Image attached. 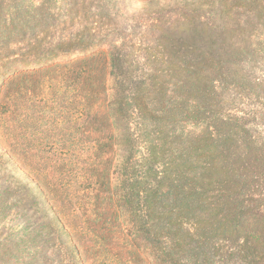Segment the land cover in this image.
Returning a JSON list of instances; mask_svg holds the SVG:
<instances>
[{"label":"trees","instance_id":"obj_1","mask_svg":"<svg viewBox=\"0 0 264 264\" xmlns=\"http://www.w3.org/2000/svg\"><path fill=\"white\" fill-rule=\"evenodd\" d=\"M26 104L54 146L99 118L89 184L115 244L145 264H264V0H0V264H85L60 208L86 225L94 202L73 203L69 149L56 183L30 175L49 159L24 149Z\"/></svg>","mask_w":264,"mask_h":264},{"label":"rangeland","instance_id":"obj_2","mask_svg":"<svg viewBox=\"0 0 264 264\" xmlns=\"http://www.w3.org/2000/svg\"><path fill=\"white\" fill-rule=\"evenodd\" d=\"M29 88L30 92L27 97L30 98V100L37 99L39 104L43 105L44 103V105H46L44 100H38L42 96L38 84H29ZM51 94L52 92L47 97H50ZM58 96L64 97L66 101L64 105L69 107V102H67L68 97L70 96L69 93L66 91L63 94H58ZM9 111V114H6L9 117L7 123L9 126L14 127L17 123L14 122L15 117L12 116V112L14 111L13 103H10ZM30 113L31 106L30 104H26L24 110L21 112L22 125L24 126V149L28 150L30 145L35 143L37 147H35L34 150L29 151H37V155L41 157H48L49 159V161L39 160L40 164L37 166L40 169L39 172H31L30 175L39 179L42 185H49L50 187V182L56 183L60 172L63 170L62 163L66 159L65 149H69L70 154L67 156L70 155L71 157V154L74 155L76 161L78 160L79 163L77 168L73 171V176L71 177V188L74 193H76V199L73 200V203H77V205L79 203L82 206L84 202H94L93 208L95 209L94 212H96V215L93 216L91 220L88 221L89 224L86 223V225L84 224L85 213L82 208H80L76 214H72L71 212V209H76L77 207L72 208L73 204L69 205L65 203L63 206L61 204L60 208L62 213L68 214L73 218L70 219L76 227L74 241L81 257L85 259V264H145L143 262V258H138L134 252L126 248L123 243L118 242V244H115V233L111 228V215H109V210L105 207V202L101 200L103 198L100 192L101 188L98 186L93 188L91 187V184H89V181H105L103 177L106 174L107 169L105 163L106 156L102 154L103 151L96 144L94 149H91L92 142L95 143L98 139L101 140L103 137L102 133L98 132L101 131L99 118L93 125H91V131H93V133L89 131L83 132V127L80 128L82 130L79 131V134L74 130L71 132H65V138L68 141L71 140L72 136L75 135L76 137L78 134L80 143L77 145V148H74L73 144L69 142L65 143L64 147H61V144L59 143L58 146H54V143L57 144V142H54L55 140L53 137L58 139V142L60 141L59 139H61L60 136L57 137V131L55 130V132L52 133L41 132L42 129L40 124L35 122L33 123L32 120L29 119ZM82 123L83 119L81 120V124ZM6 134L9 135L10 141V136L13 134L10 133V131L6 132ZM1 139L2 138H0V144L2 143ZM100 143L103 144L104 140L102 139ZM51 189H49V191ZM43 190L46 192L45 189ZM95 197L98 199H95ZM11 213L13 212L11 211ZM98 228L100 230H106L104 231V241H98L93 236V229L96 230Z\"/></svg>","mask_w":264,"mask_h":264}]
</instances>
